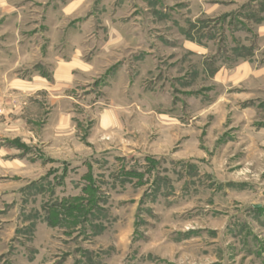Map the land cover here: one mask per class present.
<instances>
[{"label": "rangeland", "instance_id": "374dc122", "mask_svg": "<svg viewBox=\"0 0 264 264\" xmlns=\"http://www.w3.org/2000/svg\"><path fill=\"white\" fill-rule=\"evenodd\" d=\"M75 2L68 88L0 14V264H264V0H11L23 47Z\"/></svg>", "mask_w": 264, "mask_h": 264}, {"label": "crops", "instance_id": "0c3cea01", "mask_svg": "<svg viewBox=\"0 0 264 264\" xmlns=\"http://www.w3.org/2000/svg\"><path fill=\"white\" fill-rule=\"evenodd\" d=\"M50 5L51 4L49 3L46 5L45 13H43L44 15L37 16L36 13H34L35 17L42 21V28L45 30L43 37L45 41L41 44L37 42L35 38H30L29 40H31V43L28 41L26 47H23L25 42L21 41L20 38V26L24 27L22 21L25 11L16 4H12L11 0H0L1 17L6 21L12 19L18 27L17 28L15 25V30H13V34L16 35L14 44L5 49H11V51L16 52L17 57L12 61L13 65L19 66L20 61L27 58L30 60V65L33 64L36 69H38L37 71L41 70V67L53 65L54 68L53 70L51 69L52 79L63 87L68 88L73 82H75L76 79L74 78L84 76L85 70H87L86 68L89 66L82 56L84 51V34L82 33L81 28L73 25L68 26L69 20L74 16L73 10L76 8L77 2L70 4L69 6L66 4L58 11L53 10ZM5 20L1 21L0 25H6L9 23ZM33 20L35 19L33 18ZM35 23L36 22L33 23L31 21V24H33L34 27L30 34L34 35V37L37 36L36 28L38 26L34 25ZM75 32L77 34L76 41L71 43L68 40V34ZM80 33H82V35ZM24 49L29 51L26 52L28 53L27 56H21L20 54V51H23ZM67 50H70L71 54H67L68 52L65 54ZM6 76L8 77L9 74ZM7 77L4 76L3 79L6 80ZM9 81L15 82L18 80L10 78ZM32 82L33 93L38 92V90H46L45 87L47 86V82L45 74L35 72L32 77ZM14 85L17 90H24L31 84H22L21 86L19 84ZM43 159L45 161L47 160L45 154L43 155Z\"/></svg>", "mask_w": 264, "mask_h": 264}, {"label": "bare ground", "instance_id": "6f19581e", "mask_svg": "<svg viewBox=\"0 0 264 264\" xmlns=\"http://www.w3.org/2000/svg\"><path fill=\"white\" fill-rule=\"evenodd\" d=\"M105 127V126H104Z\"/></svg>", "mask_w": 264, "mask_h": 264}]
</instances>
